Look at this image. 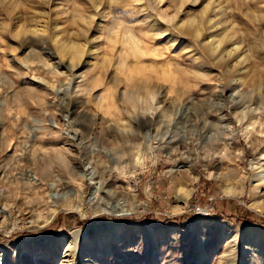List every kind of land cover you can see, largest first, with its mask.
<instances>
[{
  "label": "rangeland",
  "instance_id": "374dc122",
  "mask_svg": "<svg viewBox=\"0 0 264 264\" xmlns=\"http://www.w3.org/2000/svg\"><path fill=\"white\" fill-rule=\"evenodd\" d=\"M261 166L264 0H0V264H264Z\"/></svg>",
  "mask_w": 264,
  "mask_h": 264
},
{
  "label": "bare ground",
  "instance_id": "6f19581e",
  "mask_svg": "<svg viewBox=\"0 0 264 264\" xmlns=\"http://www.w3.org/2000/svg\"><path fill=\"white\" fill-rule=\"evenodd\" d=\"M221 21H223V20H221ZM195 33H196V35H199V29H196ZM227 36H229V35H227ZM61 51H62V53H68L72 57V59H74L75 56H78L81 53V49H80L79 45H72V46L62 45L61 46ZM175 160H176V158H175ZM263 171H264V166H261L260 171L257 172V174H256V176L254 177V180H253L255 187H262V188L264 187V175H262V174L260 175V173L263 172ZM95 172H97V171H95ZM95 172H93L90 169V171H87V172L81 174V178H82L81 181H82V185L86 184V181H89L91 183L92 189H91V194H90V198L89 199L92 201V203L96 202V204L100 205L99 204V200H102L103 198H101L99 196L100 195V190H101V185H100V179L97 180V176H95ZM57 186L58 185L54 181L49 182L48 188L51 189V190L52 189H56L55 190L56 192L55 191L53 193L51 192V194L49 195L51 197V200L54 201L55 203H57L58 206L62 207L63 209H66V210H68V209H74L75 210V209L79 208L78 207L79 205L77 204V202L75 203L73 201L74 196L72 195V193H68V192H65V191L60 192L59 189L56 188ZM76 198H78V197L76 196ZM75 201H77V200H75ZM81 204H82V202H81ZM53 209L55 211L58 210V209L56 210L55 207ZM52 214H54V213H52ZM72 235H73V233H72ZM97 255L98 254H96L95 252H92L91 256L88 255L89 256V264H95V260H96L95 257Z\"/></svg>",
  "mask_w": 264,
  "mask_h": 264
},
{
  "label": "trees",
  "instance_id": "16d2710c",
  "mask_svg": "<svg viewBox=\"0 0 264 264\" xmlns=\"http://www.w3.org/2000/svg\"><path fill=\"white\" fill-rule=\"evenodd\" d=\"M224 213V212H222ZM250 216V217H249ZM230 217L231 219H234V215L233 216H228ZM183 216L179 217V218H168V219H165L163 220L162 222L160 223H163L164 224H174L176 223L178 220H182ZM237 220H241V219H244L245 221H247L248 223L250 224H253V225H257V226H264V218L263 217H254L253 214H246V216H237V218H235Z\"/></svg>",
  "mask_w": 264,
  "mask_h": 264
}]
</instances>
